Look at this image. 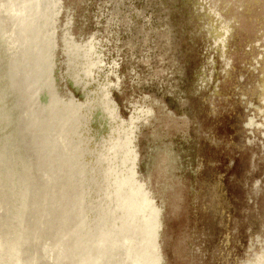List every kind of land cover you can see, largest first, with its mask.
<instances>
[{
    "label": "rangeland",
    "instance_id": "1",
    "mask_svg": "<svg viewBox=\"0 0 264 264\" xmlns=\"http://www.w3.org/2000/svg\"><path fill=\"white\" fill-rule=\"evenodd\" d=\"M0 7L16 264H264V0Z\"/></svg>",
    "mask_w": 264,
    "mask_h": 264
},
{
    "label": "bare ground",
    "instance_id": "2",
    "mask_svg": "<svg viewBox=\"0 0 264 264\" xmlns=\"http://www.w3.org/2000/svg\"><path fill=\"white\" fill-rule=\"evenodd\" d=\"M8 1H13V0H7ZM5 2V1H3ZM2 7V6H1ZM0 7V9H1ZM23 240V238L17 240H7V241H3L0 240V256L2 258H0V260H2L3 258L7 257L6 259L13 263L16 264V262L18 261V256L19 254L17 253L18 249H19V241Z\"/></svg>",
    "mask_w": 264,
    "mask_h": 264
}]
</instances>
